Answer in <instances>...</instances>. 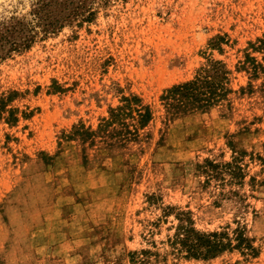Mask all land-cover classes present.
I'll return each mask as SVG.
<instances>
[{
  "label": "rangeland",
  "instance_id": "1",
  "mask_svg": "<svg viewBox=\"0 0 264 264\" xmlns=\"http://www.w3.org/2000/svg\"><path fill=\"white\" fill-rule=\"evenodd\" d=\"M39 8L56 28L36 21L30 45L0 59V264H141L143 248L161 253L145 264H264V77L239 68L264 39V0H0V24L31 26ZM209 58L231 92L170 117L163 91ZM131 95L152 116L123 140L103 124ZM233 156L243 179L206 183L196 167ZM167 205L204 231L242 228L254 251L176 257Z\"/></svg>",
  "mask_w": 264,
  "mask_h": 264
},
{
  "label": "trees",
  "instance_id": "2",
  "mask_svg": "<svg viewBox=\"0 0 264 264\" xmlns=\"http://www.w3.org/2000/svg\"><path fill=\"white\" fill-rule=\"evenodd\" d=\"M40 10L39 8L34 12L35 16L31 21V26H28L30 23L22 21L0 24V59L7 57L13 50L26 48L30 45L35 36L36 21L41 23L44 21ZM52 26V23H45L42 30L50 32L56 28ZM209 46L220 48L219 41L216 40H211ZM253 52L262 54L261 62L252 55ZM239 64V68L249 72L251 77H264V39L251 42L244 53V59L239 61ZM229 84L230 70L226 63L220 59L209 58L204 65L197 69L193 78L165 89L161 100L170 117L186 115L194 111H206L227 98L231 92ZM262 84L264 86V81ZM121 100L122 104L110 108L109 117L103 125L119 124L120 129L117 131L125 140L136 136L138 127L146 125L151 119L152 113L147 105H142L140 98L136 95L123 96ZM80 133V129L76 126L73 135ZM238 159L239 156H233L232 161L218 162L205 158L203 163H197L196 167L206 177V183L210 182L212 178L224 181L226 175L232 182L244 178L243 168L238 164ZM153 198V195L149 196V200ZM162 210L161 218L174 215L176 220L174 232L167 237L165 242L170 247L169 253L178 258L210 259L234 248L242 251H254L252 239L247 237L240 227L233 230V235L225 229L204 231L197 228L189 210L172 205H167ZM159 220L154 222L156 226L159 225ZM152 244L155 246V241H152ZM153 256L157 260L161 253L151 248H143L131 253L132 260H139L141 264H145Z\"/></svg>",
  "mask_w": 264,
  "mask_h": 264
},
{
  "label": "bare ground",
  "instance_id": "3",
  "mask_svg": "<svg viewBox=\"0 0 264 264\" xmlns=\"http://www.w3.org/2000/svg\"><path fill=\"white\" fill-rule=\"evenodd\" d=\"M163 60V59H162ZM164 61V60H163ZM166 62V61H165ZM159 63V62H158ZM166 64V63H165ZM144 65V64H143ZM164 66V65H163ZM162 67V66H161ZM154 68H155V66H154ZM142 69V68H141ZM148 69V68H147ZM138 72V71H137ZM143 72V71H142ZM153 73H154V71H153ZM169 73H170V71H169ZM152 74V73H151ZM150 74V75H151ZM172 74V73H171ZM137 75H139V74H137ZM152 76V75H151ZM141 77V76H140ZM144 77V76H143ZM172 78V77H171ZM158 79H160V78H158ZM152 80H154V79H152ZM142 81H144V80H142ZM149 81V80H148ZM147 85V84H146Z\"/></svg>",
  "mask_w": 264,
  "mask_h": 264
}]
</instances>
